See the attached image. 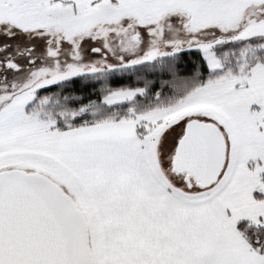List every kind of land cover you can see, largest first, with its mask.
<instances>
[{
  "label": "snow or ice",
  "instance_id": "obj_1",
  "mask_svg": "<svg viewBox=\"0 0 264 264\" xmlns=\"http://www.w3.org/2000/svg\"><path fill=\"white\" fill-rule=\"evenodd\" d=\"M0 264H264V0H0Z\"/></svg>",
  "mask_w": 264,
  "mask_h": 264
}]
</instances>
